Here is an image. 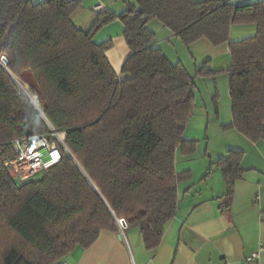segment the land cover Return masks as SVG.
<instances>
[{
    "label": "trees",
    "instance_id": "16d2710c",
    "mask_svg": "<svg viewBox=\"0 0 264 264\" xmlns=\"http://www.w3.org/2000/svg\"><path fill=\"white\" fill-rule=\"evenodd\" d=\"M121 1L120 13H96L82 28L74 22L82 0H0V57L7 59L0 64V158H14L15 139L52 127L64 133L76 161L62 152L48 171L26 179L0 163V264H55L77 247H90L101 231L116 232V219L141 231L147 251L156 249L186 178L175 170L176 152L196 149L183 137L196 77L226 73L231 121L222 128L264 140V0ZM151 20L186 47L201 39L215 47L226 43L230 66L214 71L208 59L191 76L152 46ZM115 21L130 52L122 80L106 57L112 41L94 40ZM244 25L255 32L231 39V28ZM12 77L38 97L50 126L18 94ZM227 153L238 166L242 153Z\"/></svg>",
    "mask_w": 264,
    "mask_h": 264
},
{
    "label": "crops",
    "instance_id": "0c3cea01",
    "mask_svg": "<svg viewBox=\"0 0 264 264\" xmlns=\"http://www.w3.org/2000/svg\"><path fill=\"white\" fill-rule=\"evenodd\" d=\"M224 1L241 3L255 0ZM97 5L101 8L95 10ZM105 10L120 13L123 10L122 1L82 0L81 7L74 15V22L82 28H88L95 14ZM155 21L157 20H151L147 24V28L155 36L152 46L160 49L164 56L174 63L177 54L169 44L178 39L161 23L156 24ZM250 26L252 25L233 26L231 34L235 28ZM252 29L254 33L255 28ZM122 31V24L115 21L100 29L94 36L97 43L107 39L112 41V47L106 52V57L121 80L127 77L121 74V68L130 54ZM159 35L163 36V39H160ZM202 40L190 46L203 43ZM203 45L206 47L204 43ZM208 59L211 61L212 70H226L230 66L228 45H220L214 50L213 57ZM218 75L228 78L226 73ZM192 117L193 113L187 122L183 137L185 140L195 141L197 149L198 141L187 139L194 137L189 133ZM217 118L215 125L219 129L217 133L220 142L225 146L224 157L213 161L208 157L207 149L204 150V157L210 159L205 172L206 174L210 168L211 173L208 176L204 178V174L196 178L189 169H185L196 149L189 155H183L179 150L176 152L175 170L186 178L177 185L176 213L165 226L163 237L156 249H145L138 228H127L122 232L118 227L116 232L101 231L90 247H77L64 260L69 264H264V140L251 142L234 129L224 130L222 125L231 121V115L225 121L220 120V115ZM207 121L205 136L210 124L209 119ZM206 138L210 143V138ZM228 151L242 153L238 166L231 164ZM179 154L183 158L178 161ZM2 162L14 177L18 173H24V168L19 164L8 165V161H2L0 158V163ZM216 170L221 173L220 184L212 182ZM261 246L263 250L259 256L247 260Z\"/></svg>",
    "mask_w": 264,
    "mask_h": 264
},
{
    "label": "rangeland",
    "instance_id": "374dc122",
    "mask_svg": "<svg viewBox=\"0 0 264 264\" xmlns=\"http://www.w3.org/2000/svg\"><path fill=\"white\" fill-rule=\"evenodd\" d=\"M159 24L158 21H155ZM254 25L250 27L235 28L232 31L231 39H241L253 34ZM160 39L163 36L159 35ZM203 43L198 45L184 46L179 40L174 43H170L169 46L173 48L177 54V58L173 62L180 61L187 72L193 76L196 66L198 67L202 62L208 58L213 57L214 50H217L219 46L211 45L207 40L203 39ZM195 84L197 90L195 92V104L193 105V117L190 121L189 133L194 137L187 138L198 141L196 152L192 155L188 166L185 169H189L194 177L198 178L205 174L206 169L211 160L216 161L219 158L224 157L225 146L220 142L219 134L217 133L218 127L215 125L218 115L220 120L225 121L230 114V98L228 94V78L224 75H215L212 77H196ZM209 129L207 136L204 133V128L208 124ZM219 132V131H218ZM206 137L210 138V143ZM207 149L208 157H204V150ZM180 154L177 155V160H181ZM180 162L178 163V168ZM16 171V170H15ZM216 175L213 177L212 182L214 184H220L222 182L221 173L216 170Z\"/></svg>",
    "mask_w": 264,
    "mask_h": 264
},
{
    "label": "built area",
    "instance_id": "2783aa9c",
    "mask_svg": "<svg viewBox=\"0 0 264 264\" xmlns=\"http://www.w3.org/2000/svg\"><path fill=\"white\" fill-rule=\"evenodd\" d=\"M44 2L50 0H43ZM100 5L94 7L98 10ZM0 64L5 67L7 59L4 56L0 57ZM16 89L19 95L25 97L32 106L39 111L38 97L32 94L28 85L13 78ZM64 133L55 131L49 127V132L45 135L31 136L18 138L12 142L14 158L8 161V165L17 163L24 168V173L17 174L20 179H26L39 171H48L53 165L57 164L62 157V152L69 155V151L64 143ZM119 229L123 232L127 229V223L124 219H116ZM263 250L262 246L257 252H254L247 260L257 258ZM55 264H69L66 260H61Z\"/></svg>",
    "mask_w": 264,
    "mask_h": 264
},
{
    "label": "water",
    "instance_id": "95a60500",
    "mask_svg": "<svg viewBox=\"0 0 264 264\" xmlns=\"http://www.w3.org/2000/svg\"><path fill=\"white\" fill-rule=\"evenodd\" d=\"M12 78H14V77H12ZM38 113L40 114V116L45 120V122L47 123V124H49V122L47 121V119H46V117L44 116V114L41 112V110H39L38 111ZM49 126H50V124H49ZM69 151V150H68ZM69 156H70V158H72L74 161H75V159H74V157L72 156V154L70 153V151H69ZM76 162V161H75ZM77 164V163H76ZM80 168V167H79Z\"/></svg>",
    "mask_w": 264,
    "mask_h": 264
}]
</instances>
